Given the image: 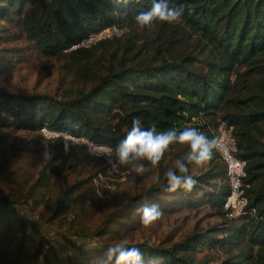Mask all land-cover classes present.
I'll use <instances>...</instances> for the list:
<instances>
[{"label":"trees","instance_id":"1","mask_svg":"<svg viewBox=\"0 0 264 264\" xmlns=\"http://www.w3.org/2000/svg\"><path fill=\"white\" fill-rule=\"evenodd\" d=\"M169 3L184 9L180 21H157L142 28L135 16L148 10L152 0H132L127 7L116 0H0V40L25 39L44 57L62 61L72 79L60 96L0 86V130H5L0 133V149L9 132L25 131L40 144L52 143L55 153L24 191L7 190L2 184L13 166L12 157L20 154L0 161V260L6 264H98L114 244L101 239H123L126 222L141 217L137 210L144 204H158L163 214L177 210L174 201L165 204L174 197L187 207L210 205L223 222L170 244L128 243L140 248L145 264H210L198 255L217 248L228 253L220 264H264V0ZM110 27L124 32L90 47L72 48ZM5 51L11 55L0 52V66L14 67L19 49ZM134 118L157 130L196 127L209 138L218 137L221 125L231 128L237 155L247 160L248 208L255 212L227 215L223 205L230 185L218 151L207 169L194 173L195 166L189 165L197 181L191 192L164 191L165 171L188 151L186 145L176 144L155 167L159 171L155 181L111 212L92 234L100 241H80L81 234L72 237L65 231L59 237L67 254L60 252L47 226L59 221L75 230L74 208L85 194L83 188H91L93 178L107 174L111 165L109 157L91 155L85 144L64 137L47 139L41 129L83 136L115 153ZM65 141L73 144L68 152ZM170 152L172 160L166 163ZM85 162L99 168L93 176L69 183L71 168ZM140 162L149 169L145 176L153 172L148 161ZM57 179L63 182L53 195ZM198 192L201 195L195 198Z\"/></svg>","mask_w":264,"mask_h":264},{"label":"rangeland","instance_id":"2","mask_svg":"<svg viewBox=\"0 0 264 264\" xmlns=\"http://www.w3.org/2000/svg\"><path fill=\"white\" fill-rule=\"evenodd\" d=\"M10 29L18 30L13 27H10ZM11 47L18 48L20 56L13 58L14 67L0 66V86L4 89L12 92L29 94L37 92L60 96L72 84V79L63 70L62 61L44 57L32 43L25 39L8 43L0 40V52L4 57L11 55L5 51V49ZM4 131L0 130V133L2 134ZM8 134L9 137L5 141V145L0 149V161L4 158H10L15 153L20 155L12 157L13 166L5 173V181L2 184L7 190H14L18 187L24 191V189H27L26 184L37 179L40 171L48 161L43 159V146L36 141L32 133L12 131ZM19 147H22V150H18ZM111 155H114L113 159H115V153L112 152ZM104 157L107 158L108 155ZM169 159L172 160L171 152L165 157V162L167 163ZM206 165L203 167L195 166L194 173L207 169L208 166ZM98 168V166H94V163L77 164L71 168L67 180L72 184L87 179L93 176ZM151 169H153V172L145 176V173L139 175L132 172L131 169H123L122 166L117 169H113L111 166L107 174L95 176L92 187L83 188L85 194H82L80 201L75 204L74 209L78 215L75 230L62 226L59 221L47 226L46 231L55 240L59 251L67 254V250L59 237V233L65 231L71 233L72 237H75L74 233L81 234L82 236H79L80 241L91 244L100 241L92 234L102 227L111 212L120 209L131 196H135L155 181L159 171L155 167ZM62 182V180H56L52 190L53 195L57 194L58 185ZM200 195L201 192L194 194L195 198H199ZM170 201H174L177 210L163 214L160 220L150 226L142 224L141 217L131 218L124 226L126 233L123 239L110 240L104 238L101 240L118 243L126 239L128 243L147 242L158 244L167 242L170 244L183 239L192 231L205 230L223 222V217L217 214L208 204L193 208L187 207L180 201L179 197L170 200L165 199V204ZM27 210L23 209V212ZM227 255L226 249L217 248L200 253L198 257L205 256L210 264H220ZM6 259H9V256ZM3 260H0V264H6Z\"/></svg>","mask_w":264,"mask_h":264},{"label":"clouds","instance_id":"3","mask_svg":"<svg viewBox=\"0 0 264 264\" xmlns=\"http://www.w3.org/2000/svg\"><path fill=\"white\" fill-rule=\"evenodd\" d=\"M116 2L127 7L132 0H116ZM183 12L182 7L170 6L169 0H152L151 7L137 13L135 21L142 28H151L157 21L178 22ZM176 144L186 145L188 151L174 162L173 167L165 171L166 185L163 190L170 193L181 189L191 192L197 181L190 174L189 165L203 167L219 150V138H209L196 127H188L182 131L175 128L157 130L155 125L145 127L140 118H134L127 135L115 149V159L112 158L111 149H108L106 154L113 169L131 165L132 172L143 175L149 169L140 161L146 160L152 167H156L164 158L165 153L171 150V146ZM42 146L43 159L51 161L55 154L52 150L53 144L42 140ZM72 146L71 142L65 141L64 151H70ZM137 211L141 213V223L145 226H150L163 216L159 205L155 203L144 204ZM92 264H97V261H92ZM98 264H145V257L139 247L129 246L125 239L109 246Z\"/></svg>","mask_w":264,"mask_h":264},{"label":"built area","instance_id":"4","mask_svg":"<svg viewBox=\"0 0 264 264\" xmlns=\"http://www.w3.org/2000/svg\"><path fill=\"white\" fill-rule=\"evenodd\" d=\"M124 31L117 27H110L96 33L90 34L80 43L74 45L72 48L90 47L96 42L112 38L115 35H121ZM42 134L47 139H55L64 137L76 144H85L88 152L95 157H104L108 149H113L108 145L96 144L86 137L76 136L67 132L51 130L47 127L41 129ZM219 150H217L226 164L227 176L230 185V193L224 201V210L229 217H239L247 214L251 210L249 207L248 189L250 184L245 182L247 177V160L237 155L238 147L232 129L225 125H221L218 131ZM251 212H255L253 209Z\"/></svg>","mask_w":264,"mask_h":264}]
</instances>
